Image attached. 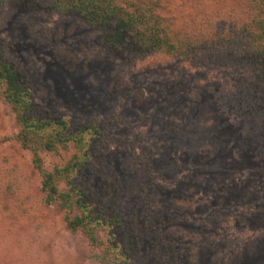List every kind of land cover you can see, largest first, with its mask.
I'll list each match as a JSON object with an SVG mask.
<instances>
[{"label":"rangeland","instance_id":"1","mask_svg":"<svg viewBox=\"0 0 264 264\" xmlns=\"http://www.w3.org/2000/svg\"><path fill=\"white\" fill-rule=\"evenodd\" d=\"M230 6L165 0L162 14ZM19 14L0 7V50L24 72L36 107L103 131L90 187L95 196L102 191L100 167L116 186L106 209L134 218L133 264H264V144L246 139L244 128L255 131L258 120L233 92L235 77L177 59L121 64L97 33L43 12L29 15L46 40L38 47ZM17 133L0 100V264H94L84 236L67 229L58 207L42 204ZM8 174L22 194L5 197Z\"/></svg>","mask_w":264,"mask_h":264},{"label":"trees","instance_id":"2","mask_svg":"<svg viewBox=\"0 0 264 264\" xmlns=\"http://www.w3.org/2000/svg\"><path fill=\"white\" fill-rule=\"evenodd\" d=\"M231 2L219 13L185 12L176 17L162 14L165 0H0V7L8 5L13 15L21 13L19 19L38 47L46 40L30 25L29 15L43 12L97 33L101 47L124 65L156 57L190 67L220 68L235 77L233 92L247 106V115L260 122L252 123L258 127L255 131L248 123L246 139L264 144V0ZM0 100L14 116L17 142L31 154L42 204L58 207L67 229L84 236L92 263L133 264L138 250L134 218L106 209L116 186L100 167L94 171L102 191L95 196L90 187L94 146L106 138L99 125L72 127L67 118L36 107L24 72L1 50ZM42 154L51 159L48 165ZM6 184L5 197L17 188L22 194L10 174Z\"/></svg>","mask_w":264,"mask_h":264}]
</instances>
